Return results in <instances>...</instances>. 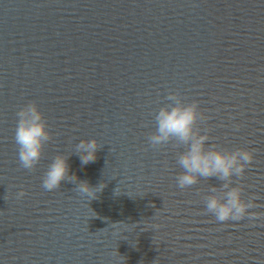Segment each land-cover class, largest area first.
Masks as SVG:
<instances>
[{
    "label": "water",
    "instance_id": "obj_1",
    "mask_svg": "<svg viewBox=\"0 0 264 264\" xmlns=\"http://www.w3.org/2000/svg\"><path fill=\"white\" fill-rule=\"evenodd\" d=\"M172 92L198 102L208 143L253 152L237 186L264 212V0H0V264H264V216L216 222L203 197L221 181L179 189L183 148L148 147ZM29 102L51 140L26 170L13 129ZM57 154L104 185L94 199L41 187Z\"/></svg>",
    "mask_w": 264,
    "mask_h": 264
},
{
    "label": "clouds",
    "instance_id": "obj_2",
    "mask_svg": "<svg viewBox=\"0 0 264 264\" xmlns=\"http://www.w3.org/2000/svg\"><path fill=\"white\" fill-rule=\"evenodd\" d=\"M165 100L169 102L155 112V130L146 140L148 147L153 149L168 144L183 148L175 159L176 166L181 170L175 177L177 188H189L201 178L214 176L221 183L219 187H209L210 194L203 197V203L205 212L211 214L216 222H239L245 218L255 220L264 216V212L252 211L262 207L257 203L259 196L251 193L244 199L241 187L237 186V181L253 162V152L239 148L227 150L208 143L210 137L207 132L197 128V121L202 118L198 102L185 103L177 92L170 93ZM15 118L13 141L16 157L22 168L31 170L39 163L44 146L51 140V133L43 112L35 102L20 107L15 112ZM100 146L95 138L81 139L74 144L72 153L77 155L81 167H84L95 161ZM63 181L73 183L74 192L85 200L94 199L104 187L103 184L92 187L83 180L77 182L74 174L69 175L68 156L57 154L42 175L41 187L53 191ZM24 195V191L20 190L16 198Z\"/></svg>",
    "mask_w": 264,
    "mask_h": 264
}]
</instances>
